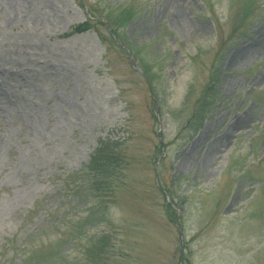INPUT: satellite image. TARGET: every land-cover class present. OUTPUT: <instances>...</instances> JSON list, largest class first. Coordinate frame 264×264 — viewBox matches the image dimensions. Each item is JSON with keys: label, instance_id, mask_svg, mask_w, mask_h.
I'll return each instance as SVG.
<instances>
[{"label": "rangeland", "instance_id": "374dc122", "mask_svg": "<svg viewBox=\"0 0 264 264\" xmlns=\"http://www.w3.org/2000/svg\"><path fill=\"white\" fill-rule=\"evenodd\" d=\"M247 3L0 0V264H264V0L242 23ZM103 140L126 165L100 203Z\"/></svg>", "mask_w": 264, "mask_h": 264}, {"label": "trees", "instance_id": "16d2710c", "mask_svg": "<svg viewBox=\"0 0 264 264\" xmlns=\"http://www.w3.org/2000/svg\"><path fill=\"white\" fill-rule=\"evenodd\" d=\"M255 1L256 0H248L246 8V4L243 6L241 14L238 16L242 23L248 20L249 17L255 12V8L253 7ZM118 15L119 17H117L118 19L116 20L117 25L114 26V28H110L111 34L113 36L119 35V29L126 26L133 17L132 11L125 8ZM111 22L113 23L112 20ZM90 28V23L85 22L76 26L72 32L80 33ZM129 50L130 52L134 53L130 46ZM145 74H147L146 71ZM120 148V145L116 141H100V145L95 150V153L91 157L90 164L88 165V169L90 171L89 175L91 180V188L95 191L96 197L101 200L100 203H103L104 200L113 194L118 187L116 180L119 176L114 174L115 170H120L126 165V157L122 154ZM110 199L111 198H109V200ZM173 210V204L169 205V211L173 212ZM104 233L106 232H102V234H100L95 239L96 242L93 244L92 248L89 247V251H92L94 255H97V249H99V245L103 244L105 240V236L103 235Z\"/></svg>", "mask_w": 264, "mask_h": 264}]
</instances>
